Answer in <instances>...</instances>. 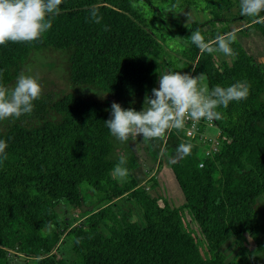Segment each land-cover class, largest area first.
I'll list each match as a JSON object with an SVG mask.
<instances>
[{"label": "trees", "instance_id": "obj_1", "mask_svg": "<svg viewBox=\"0 0 264 264\" xmlns=\"http://www.w3.org/2000/svg\"><path fill=\"white\" fill-rule=\"evenodd\" d=\"M94 6L100 24L90 20ZM60 7L41 40L0 45L5 87L15 85L34 53L44 52L65 59L68 86L81 90L43 100L26 119L0 121V140L8 144L7 159L0 157V264H10L11 252L26 264H264V226L255 213L256 200L264 198V69L237 39L231 63L221 66L212 58L216 53L202 52L189 39L197 30L210 42L217 34L237 36L251 28L264 38V12L243 16L240 0H64ZM185 8L207 18L186 26L176 22L185 44L176 53L173 37L162 35L158 23L163 11ZM207 24L221 25L204 29ZM161 68L193 77L204 73L210 90L238 81L250 85L247 99L217 109L223 114L214 120L219 152L199 156L200 146L176 130L151 141L141 135L157 154L193 145L190 154L179 153L169 164L185 199L178 207L147 192L157 186L154 177L138 184V157L117 155L116 138L105 125L109 102L143 110L145 96L158 89ZM121 156L129 170L123 187L111 174ZM123 195L139 205L142 225L117 206ZM65 206L82 216L69 229L58 212ZM63 235L76 255L72 263L55 254ZM244 235L256 257L238 242L237 254L227 261L221 246Z\"/></svg>", "mask_w": 264, "mask_h": 264}, {"label": "clouds", "instance_id": "obj_2", "mask_svg": "<svg viewBox=\"0 0 264 264\" xmlns=\"http://www.w3.org/2000/svg\"><path fill=\"white\" fill-rule=\"evenodd\" d=\"M64 0H0V45L11 43H32L41 40L47 33L56 16L61 12ZM241 15L258 18L264 12V0H240ZM103 17L94 6L90 20L100 24ZM107 30V28H105ZM202 52L222 53L233 57L231 45L236 41L235 32L217 34L214 41L205 42L199 30L189 37ZM204 73L193 77L182 72H167L159 76V87L146 95L142 111L134 108L123 109L120 104L112 103L111 118L105 122L111 135L120 142L129 137H143L144 141L163 139L170 130H182L187 120H221L223 114L217 109L227 108L230 102L242 101L249 95L250 85L238 81L228 87L220 85L209 89ZM42 95L41 85L36 78L23 72L12 88L0 84V121L19 119L34 110V101ZM8 144L0 140V157L7 159ZM193 145L181 143L177 152L190 154ZM127 159L121 156L112 169V176L121 182L129 176L125 165ZM49 230L53 225L46 226ZM79 243V240L76 241Z\"/></svg>", "mask_w": 264, "mask_h": 264}, {"label": "rangeland", "instance_id": "obj_3", "mask_svg": "<svg viewBox=\"0 0 264 264\" xmlns=\"http://www.w3.org/2000/svg\"><path fill=\"white\" fill-rule=\"evenodd\" d=\"M163 13L164 17L162 18V21L158 23L159 29L162 35H164L166 38L173 37L172 41L169 43L176 53L185 46L182 39L178 36L179 30L178 26L176 25V22L180 21L182 25L186 26L193 21L204 22L207 18V15L196 14L190 8H185L178 14L171 13L168 11H163ZM220 25L221 24H207L204 26V29H211L215 26ZM237 40L240 42L246 52L255 59V62L262 69H264V38L262 37L260 32L254 28H251L243 34L239 33L237 35ZM212 58L218 66H221L222 63L230 64L233 59V57L225 56L222 53H216L212 55ZM64 61L65 59L62 56H55L53 54L44 52H36L29 58V60L25 64L23 73L25 75H30L36 78L42 88L41 97L38 100L34 101V109L40 108V106L43 107V100L50 98L55 99L59 97L63 92H66L68 90H73L78 93L81 92V90L79 89H76L72 86H68L65 76V69L63 66ZM167 72H170L168 68H161L160 75L165 74ZM112 103L113 102H109L110 110ZM120 105L123 109H125L123 104ZM28 115L35 114H25L21 116V118L26 119L24 117H27ZM13 119L15 118L4 120L3 122L9 123ZM218 134L219 129L216 126H208L204 132V136L206 138L214 137ZM115 144V153L117 155H126L129 152H133L139 159L140 167L154 168V170L157 171V186L154 187L151 185L152 187L147 190L150 195H159L165 198L169 204L175 207H178L184 203L185 199L174 179V176L169 166L170 162H172L174 159H176V157H178L179 152H176L175 154L162 153L160 160L157 162L155 158L158 154L147 147V145L142 140L141 136L129 137L128 141L126 142H120L116 139ZM201 147H205V145L202 144ZM119 182L121 187H123L122 182L120 180ZM116 204L121 211H129L132 215V219L135 220L137 223L141 225L143 224L140 207L138 204L129 201L126 197L119 199ZM58 212L61 218L63 219L64 223L66 224L67 229L71 228L82 217L78 211L71 208L70 206L59 207ZM255 213L257 215L259 223L264 226L263 197H259L256 200ZM186 219L189 223V227H191L193 234L195 233L197 239H200L201 237L197 230V226L187 214ZM101 230L105 232V229L102 227ZM238 242H240L242 246L247 248L253 258L256 257L255 245L247 235H244L238 238V240L231 238L221 246L220 250L226 256L227 261L232 259L237 254L239 249ZM55 254L58 258L66 261L67 263H72L75 260L76 255L73 251L72 243L68 240L65 235L61 237V240L55 250ZM9 261L10 264H26L25 259L23 257L13 252L9 254Z\"/></svg>", "mask_w": 264, "mask_h": 264}, {"label": "built area", "instance_id": "obj_4", "mask_svg": "<svg viewBox=\"0 0 264 264\" xmlns=\"http://www.w3.org/2000/svg\"><path fill=\"white\" fill-rule=\"evenodd\" d=\"M208 126H215L214 121H207L205 119H201L199 121L187 120L185 127L182 130L176 131H180L184 137L194 140V142L200 146L199 149L202 148L201 145L204 144L205 147H203L204 152L202 155V157H204L219 152L221 149V144L219 141L220 132L216 137L206 138L204 136V132ZM199 166L202 167V162L199 163ZM146 189L148 190L149 188L147 187Z\"/></svg>", "mask_w": 264, "mask_h": 264}, {"label": "crops", "instance_id": "obj_5", "mask_svg": "<svg viewBox=\"0 0 264 264\" xmlns=\"http://www.w3.org/2000/svg\"><path fill=\"white\" fill-rule=\"evenodd\" d=\"M216 136H218V135H215L214 137H216ZM203 152H204V148L202 147L198 150V155L201 156L203 154ZM161 155H162V153H158L157 157L155 158L157 160V162L160 160ZM156 174H157V171H155L154 168H142V167L138 166L137 168H135L133 170V176L139 185H144L152 177H154L156 179ZM124 197L125 196L123 195L119 199H122ZM119 199H117L116 202Z\"/></svg>", "mask_w": 264, "mask_h": 264}]
</instances>
